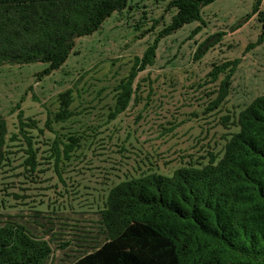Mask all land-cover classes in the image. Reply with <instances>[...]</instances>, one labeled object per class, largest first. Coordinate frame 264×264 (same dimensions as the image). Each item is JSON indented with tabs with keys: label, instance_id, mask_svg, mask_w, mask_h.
<instances>
[{
	"label": "rangeland",
	"instance_id": "rangeland-1",
	"mask_svg": "<svg viewBox=\"0 0 264 264\" xmlns=\"http://www.w3.org/2000/svg\"><path fill=\"white\" fill-rule=\"evenodd\" d=\"M171 2L130 0L98 31L76 39L66 63L50 74L46 63L0 67L8 138L19 134L21 120H34L37 128L27 130L41 161L53 154L56 141L62 144L59 166L51 157L48 173L28 192V202L42 198L52 202L50 209L37 213L18 205L3 214L51 241L54 254L46 264H73L102 245L106 235L97 211L121 182L143 173L173 176L191 155L207 162L209 152L222 154L239 130L234 117L264 96V0L260 6L258 0H217L203 8L200 20L167 33L177 14ZM150 47H156L154 62L133 83L135 91L140 87L139 102L134 94L128 109L112 117L117 89ZM224 81L229 95L213 110ZM67 91L73 115L58 120L60 95ZM74 134L85 146L68 162L64 145ZM23 149H14L17 157ZM69 200L72 209L52 210Z\"/></svg>",
	"mask_w": 264,
	"mask_h": 264
},
{
	"label": "trees",
	"instance_id": "trees-1",
	"mask_svg": "<svg viewBox=\"0 0 264 264\" xmlns=\"http://www.w3.org/2000/svg\"><path fill=\"white\" fill-rule=\"evenodd\" d=\"M129 1L0 0V67L46 63L48 74L58 70L76 39L98 31ZM215 1L172 0L169 7L177 14L166 32L200 20L203 8ZM155 50L150 47L136 59L134 72L117 89L112 117L128 109L134 94L139 102L140 87L135 91L133 83L137 72L153 64ZM229 85L222 83L213 110L229 95ZM72 102L71 91L60 95L58 120L73 115ZM234 118L239 130L222 154L209 152L207 162L206 157L194 160L191 155L173 176L143 173L111 189L103 209L97 211L104 242L73 264H264V96ZM224 121L230 123L232 117ZM20 124L19 134L8 138V125L0 114V264H46L54 254L51 241L35 236L14 218L4 220L3 214L18 205L37 213H42L40 207L50 209L52 202L45 204L42 198L28 202V192L48 173L51 157L59 166L62 144L56 141L53 154L42 156L47 160L43 162L35 137L27 130L37 128V122ZM84 140L75 134L69 137L70 143L64 145L68 162L84 150ZM22 147L25 155L19 158L20 151L14 149ZM68 208L72 209L70 200L54 203L52 210Z\"/></svg>",
	"mask_w": 264,
	"mask_h": 264
}]
</instances>
